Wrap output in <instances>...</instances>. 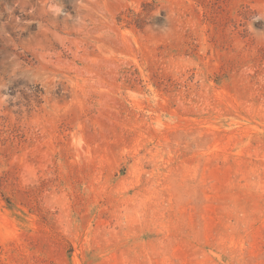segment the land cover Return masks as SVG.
Returning a JSON list of instances; mask_svg holds the SVG:
<instances>
[{"label": "rangeland", "instance_id": "1", "mask_svg": "<svg viewBox=\"0 0 264 264\" xmlns=\"http://www.w3.org/2000/svg\"><path fill=\"white\" fill-rule=\"evenodd\" d=\"M0 264H264V0H0Z\"/></svg>", "mask_w": 264, "mask_h": 264}]
</instances>
